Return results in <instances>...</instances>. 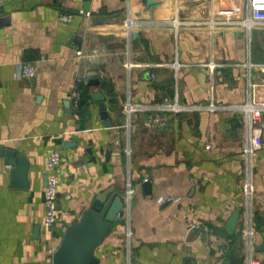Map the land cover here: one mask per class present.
<instances>
[{"label":"crops","instance_id":"obj_1","mask_svg":"<svg viewBox=\"0 0 264 264\" xmlns=\"http://www.w3.org/2000/svg\"><path fill=\"white\" fill-rule=\"evenodd\" d=\"M148 1L3 5L0 146L27 165V186L23 178L14 184V166L0 153V264H52L64 231L94 199L128 187L124 219L96 249L99 264H264V113L262 146L250 155L249 117L234 109L264 102V25L249 32L186 25L175 34L176 7L182 19L206 18L210 0ZM244 2L215 5L239 18ZM60 13L73 17L63 21ZM23 62L38 67L35 77L21 76ZM78 77L87 81L74 105ZM96 92L105 97L110 125ZM167 97L221 108L156 111ZM154 114L162 123H148ZM53 150L61 153L57 222L46 227Z\"/></svg>","mask_w":264,"mask_h":264},{"label":"built area","instance_id":"obj_2","mask_svg":"<svg viewBox=\"0 0 264 264\" xmlns=\"http://www.w3.org/2000/svg\"><path fill=\"white\" fill-rule=\"evenodd\" d=\"M9 0H0V11L3 5ZM216 0H210V15L206 18H195V19H182L179 17V9L176 7L174 13L171 16L173 29L175 34L179 32L182 26H210L220 27L227 26L235 29H241L243 31H250L254 26L264 25V0H245L244 10L242 17L235 18L230 15L220 13V10L215 5ZM229 12V11H227ZM80 14L89 15L88 11L80 10ZM223 14V15H221ZM73 17L71 13H60L59 18L63 21H70ZM214 67L215 64H209ZM180 63L176 60L174 62L175 70L178 69ZM38 72V67L35 64L29 62H23L20 64V73L22 77L32 78L35 77ZM87 81L85 77L76 78L72 87V100L74 105H79L82 101V84ZM156 111L169 112V113H183L189 110H197L208 108L210 110H216L221 106L210 104L207 106L201 105H187L182 104L177 98H165L163 102L156 105ZM234 109L243 111L249 117L250 127L252 129L250 136V143L246 151L253 155L262 146V132L259 126L262 114L264 113V102H257L249 100L244 104L235 105ZM149 124L162 123L161 119L157 114L150 116L147 119ZM48 168L47 184L44 191V225L46 227H52L57 222V206H58V186H59V175L61 173V153L59 150H53L46 160ZM246 191L248 194L252 192L251 182L248 180L246 183ZM127 196H131L132 192L130 187L126 191ZM221 250H225V246L221 247ZM251 264H260L257 262H251Z\"/></svg>","mask_w":264,"mask_h":264},{"label":"water","instance_id":"obj_3","mask_svg":"<svg viewBox=\"0 0 264 264\" xmlns=\"http://www.w3.org/2000/svg\"><path fill=\"white\" fill-rule=\"evenodd\" d=\"M158 1L149 0L148 4H155ZM91 83H98V81L92 80ZM93 97L99 100L101 116L106 124L110 125L104 95L96 92ZM0 153L4 154L7 162L14 166L11 171L14 184L19 183L23 178L24 183H21V186H27L25 183L27 165L20 164L21 157L16 151L2 146H0ZM145 188L150 189L148 183H145ZM126 195L127 193H116L113 189L100 193L83 213L80 221L66 228L60 245L53 252L52 264H99L96 249L110 234L112 227L124 219ZM237 218L238 213L235 212L228 223L230 229L235 226Z\"/></svg>","mask_w":264,"mask_h":264}]
</instances>
